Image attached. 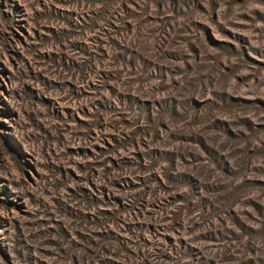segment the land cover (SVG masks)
Returning <instances> with one entry per match:
<instances>
[{"label":"rangeland","instance_id":"rangeland-1","mask_svg":"<svg viewBox=\"0 0 264 264\" xmlns=\"http://www.w3.org/2000/svg\"><path fill=\"white\" fill-rule=\"evenodd\" d=\"M0 264H264V0H0Z\"/></svg>","mask_w":264,"mask_h":264}]
</instances>
